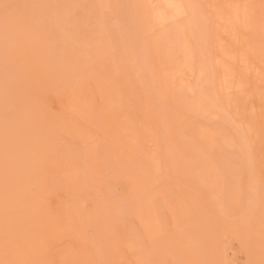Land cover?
<instances>
[{
    "label": "rangeland",
    "instance_id": "obj_1",
    "mask_svg": "<svg viewBox=\"0 0 264 264\" xmlns=\"http://www.w3.org/2000/svg\"><path fill=\"white\" fill-rule=\"evenodd\" d=\"M0 264H264V0H0Z\"/></svg>",
    "mask_w": 264,
    "mask_h": 264
}]
</instances>
